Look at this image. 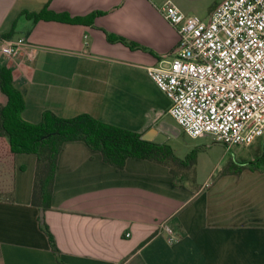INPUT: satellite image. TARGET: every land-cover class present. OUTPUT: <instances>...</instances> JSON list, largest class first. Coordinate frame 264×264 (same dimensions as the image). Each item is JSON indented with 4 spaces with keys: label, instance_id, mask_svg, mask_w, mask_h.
<instances>
[{
    "label": "crops",
    "instance_id": "crops-1",
    "mask_svg": "<svg viewBox=\"0 0 264 264\" xmlns=\"http://www.w3.org/2000/svg\"><path fill=\"white\" fill-rule=\"evenodd\" d=\"M165 1L0 0V39L25 37L38 47L31 60L0 53L27 122L44 110L87 113L141 135L156 128L180 159L196 151L191 168L174 167V175L166 164L134 157L119 169L81 140L67 141L45 211L31 201L36 155L15 154L0 173V264H264V136L227 149L207 136L189 138L172 120L170 99L146 72L167 66L178 42L160 11ZM170 1L207 19L222 0ZM40 12L84 21L37 18ZM216 145L220 155L205 160Z\"/></svg>",
    "mask_w": 264,
    "mask_h": 264
},
{
    "label": "built area",
    "instance_id": "built-area-1",
    "mask_svg": "<svg viewBox=\"0 0 264 264\" xmlns=\"http://www.w3.org/2000/svg\"><path fill=\"white\" fill-rule=\"evenodd\" d=\"M160 11L178 42L167 66L146 72L170 99L172 120L189 138L207 136L227 149L263 137L264 0H222L207 19L170 0ZM21 52L31 60L38 47L25 37L0 39L3 56ZM164 229L170 243L177 241L173 229Z\"/></svg>",
    "mask_w": 264,
    "mask_h": 264
},
{
    "label": "trees",
    "instance_id": "trees-1",
    "mask_svg": "<svg viewBox=\"0 0 264 264\" xmlns=\"http://www.w3.org/2000/svg\"><path fill=\"white\" fill-rule=\"evenodd\" d=\"M42 17L48 20L84 21L83 18L69 19L66 14H37V18ZM122 42L131 45L124 40ZM12 77L10 69L0 65V173L10 170L15 154H35L31 201L32 205L43 211L50 208L56 158L67 141L81 140L91 149L98 150L104 162L119 169L124 167L127 158L134 157L166 164L170 166L171 173L176 175L174 167L190 169L195 162V150L180 159L168 144L143 140L141 134L133 130L99 121L87 113L63 118L44 110L37 123L27 122L21 115L24 108L22 93L14 86ZM258 165L264 168V146ZM175 182L181 181L175 179ZM39 224L49 239L52 251L58 256L55 240L42 218Z\"/></svg>",
    "mask_w": 264,
    "mask_h": 264
},
{
    "label": "water",
    "instance_id": "water-1",
    "mask_svg": "<svg viewBox=\"0 0 264 264\" xmlns=\"http://www.w3.org/2000/svg\"><path fill=\"white\" fill-rule=\"evenodd\" d=\"M48 135H44L47 137ZM166 134L158 131V129L151 127L144 134L140 135V138L143 140L153 141V143L161 144L166 139Z\"/></svg>",
    "mask_w": 264,
    "mask_h": 264
},
{
    "label": "rangeland",
    "instance_id": "rangeland-1",
    "mask_svg": "<svg viewBox=\"0 0 264 264\" xmlns=\"http://www.w3.org/2000/svg\"><path fill=\"white\" fill-rule=\"evenodd\" d=\"M172 121V120H171ZM181 129V128H180ZM182 130V129H181ZM183 132V131H182ZM183 134H185L183 132ZM187 135V134H186ZM217 147H213L212 149L206 151L203 155L204 159L205 160H210V161H213L214 160V157L220 155V153L222 152V150L220 149L221 147H218V145H216Z\"/></svg>",
    "mask_w": 264,
    "mask_h": 264
}]
</instances>
